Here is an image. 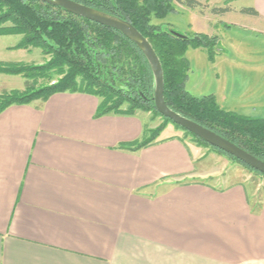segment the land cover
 <instances>
[{"label": "crops", "instance_id": "obj_1", "mask_svg": "<svg viewBox=\"0 0 264 264\" xmlns=\"http://www.w3.org/2000/svg\"><path fill=\"white\" fill-rule=\"evenodd\" d=\"M98 104L0 113V264H264V195L201 169L170 127L131 152L144 118Z\"/></svg>", "mask_w": 264, "mask_h": 264}, {"label": "trees", "instance_id": "obj_2", "mask_svg": "<svg viewBox=\"0 0 264 264\" xmlns=\"http://www.w3.org/2000/svg\"><path fill=\"white\" fill-rule=\"evenodd\" d=\"M71 1L131 24L149 42L159 59L167 107L264 162V118L229 113L221 109L213 97L198 99L183 90L187 69L182 58L184 52L188 48H205L207 39H189L150 24L151 18L163 19L173 12V4L196 9L199 6L196 0ZM230 11V8L211 9V13L218 16ZM238 13L258 17L253 8H242ZM5 36H19L15 49H39L48 60L40 66L0 63V74L22 75L33 85L45 81L38 89L32 86L0 96V113L13 105L45 103L55 94L67 93L97 98L96 118L135 116L137 111L158 114L153 102L154 81L150 67L138 48L120 33L39 0H0V37ZM160 131H145L140 141L124 147L131 152L146 148Z\"/></svg>", "mask_w": 264, "mask_h": 264}, {"label": "rangeland", "instance_id": "obj_3", "mask_svg": "<svg viewBox=\"0 0 264 264\" xmlns=\"http://www.w3.org/2000/svg\"><path fill=\"white\" fill-rule=\"evenodd\" d=\"M196 2L199 6L193 10L173 4V12L163 19L151 18L150 22L151 26L165 32L189 39L205 37L208 41L204 43L205 48H188L184 52L182 58L187 69L183 90L198 99L213 97L216 104L229 113L264 118V0ZM213 8H230L231 11L218 16L211 13ZM242 8H254L259 16H243L238 13ZM19 41V36L0 38V63L40 66L48 60L39 49H15ZM44 82L37 81L33 85L22 75L0 74V96L32 86L38 89ZM135 113L144 118L149 132L161 129V133L172 128L189 150L199 154V167L212 176L226 178L232 184L249 185L256 198L264 195L262 176L202 145L158 114Z\"/></svg>", "mask_w": 264, "mask_h": 264}, {"label": "water", "instance_id": "obj_4", "mask_svg": "<svg viewBox=\"0 0 264 264\" xmlns=\"http://www.w3.org/2000/svg\"><path fill=\"white\" fill-rule=\"evenodd\" d=\"M39 1L56 8H60L65 12L76 16V18L79 17L84 20L99 24L103 27L112 29L124 36L138 48V50L146 59L149 65L148 67H150L154 81L153 102L156 112L163 118L169 120L172 124L178 126L185 132L196 137V139L201 140L211 148L230 156L249 169L264 176V162L253 157L252 155L233 145L229 141L221 138L217 134L207 130L206 128L200 127L196 123L178 115L167 107L163 96L164 80L163 71L159 59L157 58L156 54H154L155 52L149 42H147V40L140 34V32L135 30V28L131 24L121 19L113 18L112 16L94 10L92 8L75 3L71 0Z\"/></svg>", "mask_w": 264, "mask_h": 264}]
</instances>
